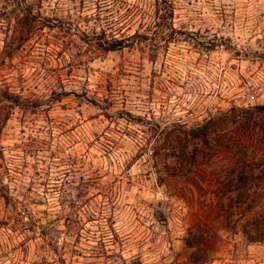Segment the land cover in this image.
I'll list each match as a JSON object with an SVG mask.
<instances>
[{"label": "rangeland", "instance_id": "rangeland-1", "mask_svg": "<svg viewBox=\"0 0 264 264\" xmlns=\"http://www.w3.org/2000/svg\"><path fill=\"white\" fill-rule=\"evenodd\" d=\"M257 105L264 0H0V264H264Z\"/></svg>", "mask_w": 264, "mask_h": 264}, {"label": "trees", "instance_id": "trees-1", "mask_svg": "<svg viewBox=\"0 0 264 264\" xmlns=\"http://www.w3.org/2000/svg\"><path fill=\"white\" fill-rule=\"evenodd\" d=\"M122 45L121 40H113L104 45L105 50H115L120 48ZM257 109H264V105H257ZM259 129H262L261 127H258ZM183 132L184 139L186 142L193 139H198L202 144L207 145L208 144V133H207V127L205 125H201L194 128H188L185 129ZM264 137V136H263ZM262 137V143L264 144V138ZM189 158H193L192 151L189 153ZM245 161V159H243ZM261 161V160H260ZM241 165L238 167L235 175L231 178H229L224 184H225V190L226 192H236V196L234 199V202H239L244 205L242 212H247L250 209L254 207L253 203V192L256 189V179L259 177L260 174H264V168L261 169L258 173L253 172L252 166L248 164L247 162L240 161ZM262 165H264V162L262 161ZM230 205L228 204L227 207L230 208L232 204L231 198ZM263 220V218H262ZM264 221V220H263ZM207 227V225L205 226ZM204 233L195 235L191 229H188L187 237L184 239V244L186 248H194V251H202V241L204 238ZM241 233L244 236L245 240L247 242H259L261 239H256L254 235L250 233L249 230H247L244 226L241 228ZM189 234L190 235L189 237Z\"/></svg>", "mask_w": 264, "mask_h": 264}, {"label": "crops", "instance_id": "crops-1", "mask_svg": "<svg viewBox=\"0 0 264 264\" xmlns=\"http://www.w3.org/2000/svg\"><path fill=\"white\" fill-rule=\"evenodd\" d=\"M256 156H258L260 160L264 162V144H256ZM262 176V180H264V174ZM262 190L264 191V184L262 186ZM256 209V214L261 211L262 218L264 219V197L262 198V201L256 205Z\"/></svg>", "mask_w": 264, "mask_h": 264}]
</instances>
